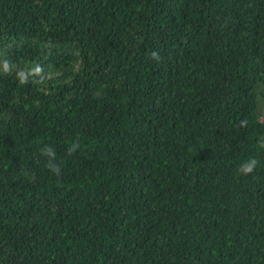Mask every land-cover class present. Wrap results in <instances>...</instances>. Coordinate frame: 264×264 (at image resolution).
I'll use <instances>...</instances> for the list:
<instances>
[{"label": "trees", "instance_id": "obj_1", "mask_svg": "<svg viewBox=\"0 0 264 264\" xmlns=\"http://www.w3.org/2000/svg\"><path fill=\"white\" fill-rule=\"evenodd\" d=\"M0 264H264V0H0Z\"/></svg>", "mask_w": 264, "mask_h": 264}, {"label": "clouds", "instance_id": "obj_2", "mask_svg": "<svg viewBox=\"0 0 264 264\" xmlns=\"http://www.w3.org/2000/svg\"><path fill=\"white\" fill-rule=\"evenodd\" d=\"M152 56L154 58H158V54L157 53H152ZM9 68V64L7 61L4 62V70L7 71ZM41 69L39 67L35 68V69H32L30 70L29 72H27V74H25V72L23 70L17 72V77L19 79V82L21 84H25L28 82V78L29 76L31 75H38L40 73ZM79 143H73L69 148H68V153L71 154L72 152L76 151L78 148H79ZM42 154L43 155H46L47 157L51 159H54L55 158V153H54V150L49 148V147H45L42 149ZM257 161L255 159H251L250 161L246 162L245 164H243L240 168V171L243 173V174H249L251 173L255 166L257 165ZM52 171L54 174L56 175H59L60 174V167L59 165L57 164H53V163H49L47 165Z\"/></svg>", "mask_w": 264, "mask_h": 264}]
</instances>
